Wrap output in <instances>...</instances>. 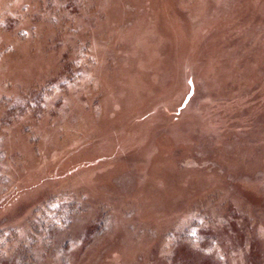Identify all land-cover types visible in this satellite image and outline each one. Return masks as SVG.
<instances>
[{
	"label": "rangeland",
	"instance_id": "rangeland-1",
	"mask_svg": "<svg viewBox=\"0 0 264 264\" xmlns=\"http://www.w3.org/2000/svg\"><path fill=\"white\" fill-rule=\"evenodd\" d=\"M0 264H264V0H0Z\"/></svg>",
	"mask_w": 264,
	"mask_h": 264
}]
</instances>
